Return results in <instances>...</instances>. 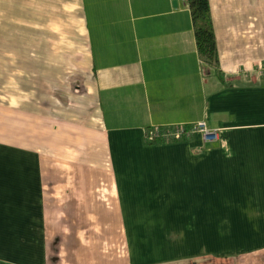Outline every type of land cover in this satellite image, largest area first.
<instances>
[{
  "label": "crops",
  "instance_id": "obj_1",
  "mask_svg": "<svg viewBox=\"0 0 264 264\" xmlns=\"http://www.w3.org/2000/svg\"><path fill=\"white\" fill-rule=\"evenodd\" d=\"M208 3L218 74L185 0H27V89L0 83V264H264V0ZM197 121L218 139L145 141Z\"/></svg>",
  "mask_w": 264,
  "mask_h": 264
},
{
  "label": "rangeland",
  "instance_id": "obj_2",
  "mask_svg": "<svg viewBox=\"0 0 264 264\" xmlns=\"http://www.w3.org/2000/svg\"><path fill=\"white\" fill-rule=\"evenodd\" d=\"M25 65L27 66V0H0V83L16 85L17 88H23V84H26L27 89ZM173 264H199V261Z\"/></svg>",
  "mask_w": 264,
  "mask_h": 264
},
{
  "label": "trees",
  "instance_id": "obj_3",
  "mask_svg": "<svg viewBox=\"0 0 264 264\" xmlns=\"http://www.w3.org/2000/svg\"><path fill=\"white\" fill-rule=\"evenodd\" d=\"M189 9L197 55L200 61L219 73L218 53L208 0H185ZM154 144L162 141H148Z\"/></svg>",
  "mask_w": 264,
  "mask_h": 264
},
{
  "label": "built area",
  "instance_id": "obj_4",
  "mask_svg": "<svg viewBox=\"0 0 264 264\" xmlns=\"http://www.w3.org/2000/svg\"><path fill=\"white\" fill-rule=\"evenodd\" d=\"M196 133L200 134L205 141L218 139V130L210 128L205 121L152 126L145 130L144 138L148 141L172 142L189 139Z\"/></svg>",
  "mask_w": 264,
  "mask_h": 264
},
{
  "label": "water",
  "instance_id": "obj_5",
  "mask_svg": "<svg viewBox=\"0 0 264 264\" xmlns=\"http://www.w3.org/2000/svg\"><path fill=\"white\" fill-rule=\"evenodd\" d=\"M173 4H175V2H173Z\"/></svg>",
  "mask_w": 264,
  "mask_h": 264
}]
</instances>
